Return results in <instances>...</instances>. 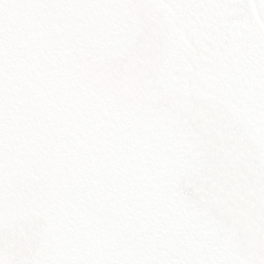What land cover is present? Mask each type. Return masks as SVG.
Returning <instances> with one entry per match:
<instances>
[{
  "label": "snow or ice",
  "instance_id": "obj_1",
  "mask_svg": "<svg viewBox=\"0 0 264 264\" xmlns=\"http://www.w3.org/2000/svg\"><path fill=\"white\" fill-rule=\"evenodd\" d=\"M0 264H264V0H0Z\"/></svg>",
  "mask_w": 264,
  "mask_h": 264
}]
</instances>
